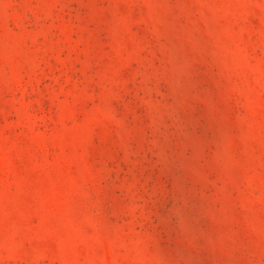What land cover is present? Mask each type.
Returning a JSON list of instances; mask_svg holds the SVG:
<instances>
[{
    "label": "rangeland",
    "instance_id": "rangeland-1",
    "mask_svg": "<svg viewBox=\"0 0 264 264\" xmlns=\"http://www.w3.org/2000/svg\"><path fill=\"white\" fill-rule=\"evenodd\" d=\"M0 264H264V0H0Z\"/></svg>",
    "mask_w": 264,
    "mask_h": 264
}]
</instances>
